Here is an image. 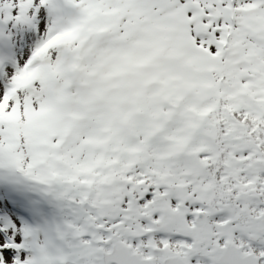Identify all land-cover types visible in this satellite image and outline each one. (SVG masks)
<instances>
[{
    "label": "snow or ice",
    "instance_id": "1",
    "mask_svg": "<svg viewBox=\"0 0 264 264\" xmlns=\"http://www.w3.org/2000/svg\"><path fill=\"white\" fill-rule=\"evenodd\" d=\"M0 264H264V0H0Z\"/></svg>",
    "mask_w": 264,
    "mask_h": 264
}]
</instances>
